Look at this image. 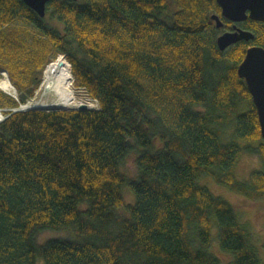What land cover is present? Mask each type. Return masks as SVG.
I'll return each mask as SVG.
<instances>
[{
  "label": "trees",
  "instance_id": "1",
  "mask_svg": "<svg viewBox=\"0 0 264 264\" xmlns=\"http://www.w3.org/2000/svg\"><path fill=\"white\" fill-rule=\"evenodd\" d=\"M45 7L41 17L23 0H0V70L17 91L0 90V107L35 98L51 54L99 107L4 112L0 264H222L212 243L227 264H263L233 205L199 179L264 198V140L237 73L247 46L264 47V22H239L254 38L221 50L228 28L211 15L231 22L215 0ZM254 151L263 169L237 179L238 158ZM130 154L133 176L122 169ZM47 230L66 234L37 240Z\"/></svg>",
  "mask_w": 264,
  "mask_h": 264
},
{
  "label": "rangeland",
  "instance_id": "2",
  "mask_svg": "<svg viewBox=\"0 0 264 264\" xmlns=\"http://www.w3.org/2000/svg\"><path fill=\"white\" fill-rule=\"evenodd\" d=\"M50 22L53 25L57 24L53 20H50ZM19 23H21L20 20H19ZM60 26H62V25H60ZM243 29H246V28H243ZM62 55L65 57L64 54H62ZM49 59L50 60H47L45 62V65L43 66V70H42L41 74H40L39 70L36 71L37 76L40 75L41 79H40L39 86L35 90L36 96H35V98H32V99H35L36 101H38L39 99H42L45 101H48L51 99L49 94L42 97V91H43L42 85H43V79H44V74H45L46 68L50 64H55L57 66L58 70L64 75L65 80L63 82V85L66 87L65 89L70 93V97H72L74 99L75 98L74 96H76L77 101H80V102L83 101L84 103L86 102V100L88 101L90 98L87 95L86 90L83 87H77V86L75 87L74 76H73V80L70 79L69 74L66 70V66L63 63L62 57L59 56V54L55 57L53 56V54H51ZM70 70H71V65H70ZM5 75L9 79L8 73L6 71L0 70V78H2ZM72 75H73V73H72ZM1 91H3V90H1ZM8 94H10V93H8ZM11 95L15 99H17L16 89H15V93H13ZM90 101H91L90 103H93V101L91 99H90ZM94 104L96 105V103H94ZM21 106L14 107V108L0 107V117H2V119H3L7 115L4 113L6 110L14 112V111H20V110L39 108V107H29V108H25V109H19V108H21ZM54 109H63V108L55 107ZM225 136L228 138L227 135H225ZM122 169L125 173H127L130 176H133L136 174V165L134 162V154H130V156L127 158V160L123 164ZM261 169H263V160L261 158L260 152H258V151H254L251 153L243 152L235 164V175H236V178L239 180L248 181L249 175L253 170H261ZM199 182L201 184L205 185L213 194L219 195V196L227 199L233 205V207H234L235 211L237 212V214L239 215L240 219L248 225V227L252 233V236H253V241L257 246L258 255H259L262 263L264 264V247H263L264 246V198L249 199L248 197H246L242 193L237 192V191H232L229 188H227L226 186L223 187V185H219V184L215 183L212 179L207 178V177H202L201 179H199ZM122 193L124 195L126 204H133L134 203L133 193L131 192V190L129 189V187L127 185H124L122 187ZM127 215H128V211H127ZM64 234H66V233H62L60 231L47 230V231H43V232L39 233L37 235V240L45 241L49 238H53L56 236H63ZM214 235H215V228L212 230V236L214 237ZM214 242H217V241L214 239ZM210 250L214 254H217L221 258L222 264H227L228 261L231 259V255L222 251V249L220 250V247H219V245H217V243H215V244L212 243ZM39 261H42V260L39 259Z\"/></svg>",
  "mask_w": 264,
  "mask_h": 264
},
{
  "label": "water",
  "instance_id": "3",
  "mask_svg": "<svg viewBox=\"0 0 264 264\" xmlns=\"http://www.w3.org/2000/svg\"><path fill=\"white\" fill-rule=\"evenodd\" d=\"M49 0H23L39 16L45 15V5ZM220 7L221 16L233 23L232 30H227L217 37V45L221 50L240 41H249L254 38L250 30L237 26V23L246 19L264 22V0H215ZM211 18L221 27L223 22L217 14ZM238 76L243 78L256 108L260 135L264 140V47L249 45L242 61L237 66ZM21 106V105H20ZM40 109H54L41 108ZM85 103L79 104L77 109H88Z\"/></svg>",
  "mask_w": 264,
  "mask_h": 264
},
{
  "label": "bare ground",
  "instance_id": "4",
  "mask_svg": "<svg viewBox=\"0 0 264 264\" xmlns=\"http://www.w3.org/2000/svg\"><path fill=\"white\" fill-rule=\"evenodd\" d=\"M213 14H217V13H213ZM217 15L219 16V14H217ZM220 20L222 21L221 18H220ZM215 24H216V22H215ZM221 27H217V28H221ZM238 27H240V26H238ZM240 28H242V27H240ZM223 32H221V33H223ZM240 41H246V40H240ZM240 41H238V42H240ZM238 42H236V43H238ZM64 80H65L64 75L58 70L57 66L55 64H50L46 68L45 74H44L43 85H42L43 86L42 97L49 94L51 99L48 101H45L42 99H39L38 101H36L35 99H30L28 102L21 104L22 106L19 109H25V108H29V107H41V108L60 107L63 109H77L79 104H81L82 102L77 101L76 96H74L75 97L74 99L72 97H70V93L65 89L66 87L63 85ZM0 89L7 92V93H10V94L15 93L14 86L12 85L10 80L6 77V75L3 76L2 78H0ZM1 119H2V117H0V120Z\"/></svg>",
  "mask_w": 264,
  "mask_h": 264
},
{
  "label": "built area",
  "instance_id": "5",
  "mask_svg": "<svg viewBox=\"0 0 264 264\" xmlns=\"http://www.w3.org/2000/svg\"><path fill=\"white\" fill-rule=\"evenodd\" d=\"M90 98V97H89ZM90 99L93 101V103H90L91 101H90ZM88 101L86 100V102H85V104H87V106L90 108V109H97L98 107H99V105H98V103H97V101L95 100V99H92V98H90ZM82 103H84L83 101H82ZM94 103H96V105L94 104Z\"/></svg>",
  "mask_w": 264,
  "mask_h": 264
},
{
  "label": "flooded vegetation",
  "instance_id": "6",
  "mask_svg": "<svg viewBox=\"0 0 264 264\" xmlns=\"http://www.w3.org/2000/svg\"><path fill=\"white\" fill-rule=\"evenodd\" d=\"M228 21V20H227ZM231 22V21H230ZM238 24V23H237ZM223 25L224 26H226V28H228V29H226V30H224V31H227V30H232V25H233V23L231 22L230 24H227L225 21H224V23H223ZM237 26H239V25H237ZM223 32V31H222ZM247 42V41H246Z\"/></svg>",
  "mask_w": 264,
  "mask_h": 264
},
{
  "label": "clouds",
  "instance_id": "7",
  "mask_svg": "<svg viewBox=\"0 0 264 264\" xmlns=\"http://www.w3.org/2000/svg\"><path fill=\"white\" fill-rule=\"evenodd\" d=\"M88 109H90V108H88Z\"/></svg>",
  "mask_w": 264,
  "mask_h": 264
}]
</instances>
